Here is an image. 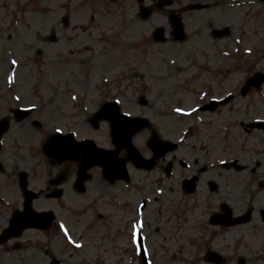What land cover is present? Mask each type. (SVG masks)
<instances>
[{"label":"flooded vegetation","instance_id":"af4514ba","mask_svg":"<svg viewBox=\"0 0 264 264\" xmlns=\"http://www.w3.org/2000/svg\"><path fill=\"white\" fill-rule=\"evenodd\" d=\"M68 1L63 0L60 25L64 29L58 36L56 26L49 23L50 0H0V259L6 256L13 264H54L55 260L57 264H70L72 257L83 251L75 243L87 236L94 238L97 231L105 228L98 223L104 222L109 237L108 258L104 257V262L96 256L90 263L86 262L89 258H84L82 264H145L141 250L145 251L149 264H164V260L179 264V255L189 249L188 264H215L216 257L207 253L218 255L220 264H264V130L248 127L264 121V116L256 113L259 109L264 111V83L242 94L247 79L257 71L244 72L241 56L229 60L223 56L226 41L219 34L221 21L209 15L218 16L226 0H197L209 7L188 12H181L186 5L184 0H169V6L161 9H157L159 0H102L123 6L114 8L117 14L123 11L128 18L134 15L132 21L149 23L150 29L139 45L179 46L188 41L201 43L203 37L213 50L198 67L205 76L197 74L195 111L187 118L178 115L174 121L176 124L185 121L181 124L189 128L182 135L178 131L176 137L167 139L175 144L174 150L160 156L149 149L148 141L152 134L158 133L151 125L132 137L139 157L153 160L151 170L141 168L142 162L132 153L130 157L136 164L129 162L127 152L120 150L121 157L125 154L127 177L117 179L113 174L110 182L98 168H92L81 193L75 190L78 164L59 161L42 151L43 144L56 133L54 128L63 135L72 133L75 141L87 140L99 148H113L111 126L106 120H100L92 128L77 117L68 121L65 114L60 126L44 118L52 110H47V102L41 98L45 93L38 87L40 80L49 79L39 71L44 63L41 53L53 46L49 51L52 55L55 47H64L59 55H53L55 64H66L67 57L76 62L81 53L69 48L78 35L68 32L72 26L63 24V18L69 20L70 13L79 11L75 7L77 3L68 4ZM140 6L152 9L147 19L140 17ZM89 10L91 14H102ZM129 11H133L130 16ZM194 12L205 13L206 24L199 23ZM173 16L182 22L185 35L182 41L175 40L169 27ZM155 17L159 21L156 27ZM159 27L164 28V40H158L155 28ZM80 28L83 30L84 26ZM44 64L52 68L51 62ZM259 64L254 59L251 69ZM21 68L27 71L19 72ZM62 68L57 65L53 70ZM20 77L37 79V85L19 88L16 81ZM45 88L57 93V89ZM53 100L51 97L50 102ZM222 100L226 102L220 103ZM138 116L147 118L143 114ZM218 117L224 118L217 123L218 130L205 136L196 135L195 128H213ZM189 119L194 122L186 121ZM151 121L155 123V119ZM85 126L86 133L81 135ZM168 167L170 174L166 175ZM151 178L148 187L146 180ZM238 178L240 182L234 183ZM88 181H94L100 190L91 200L84 201L89 192ZM156 187L162 194L151 200L149 192H154ZM169 193L173 197L174 222L180 219L183 226H198L190 235L179 236L182 241L176 251L166 247L169 239L159 234L158 227L154 228V239L150 236L151 223L147 220L150 204H157ZM104 196L107 202L102 201ZM156 212L162 218V211ZM34 214L53 218L50 221L42 218L39 222L42 228L14 231L11 225L14 216L26 218ZM89 215L94 221L83 223Z\"/></svg>","mask_w":264,"mask_h":264},{"label":"rangeland","instance_id":"374dc122","mask_svg":"<svg viewBox=\"0 0 264 264\" xmlns=\"http://www.w3.org/2000/svg\"><path fill=\"white\" fill-rule=\"evenodd\" d=\"M70 3H77L75 7L79 12L69 14V25L72 28L68 32L78 35L74 41L69 43V48L78 49L81 53L78 55L79 60L75 63H70L71 61L67 57L66 64H55L53 57L54 54L59 55L64 47H55L52 50V55H49V51L53 46L41 53L40 59L44 63H52V68L46 67L44 63L39 68V71L49 78L40 80L38 84V87L42 88L45 93L41 98L47 102V110H52L51 114L44 118L51 120L57 126H60L63 114L66 115L68 121L75 120V117L78 121H84L87 117L84 113L92 112L101 101L113 99L127 113L143 114L155 119V124L164 137L174 138L178 131H184L186 128L181 123L187 122L176 124L174 121L180 114L187 118L189 113L193 112L196 104L195 93L199 85L197 74L199 72L202 77L205 76L203 70L198 67L213 50V47L206 45L203 37H201V43L188 41L179 46L139 45L141 38L149 31L150 26L149 23L142 24L139 21H132L135 19L134 15H131L133 11H129V16H131L128 18V14H123V11H121L122 14H117L118 12L104 14V11L111 10L114 5L102 0H70L68 4ZM33 4L36 8L40 7ZM62 4L63 0H50L49 23L56 26L55 34L58 36L64 29L60 25ZM29 5V3L26 4V7L28 8ZM131 5L134 7L133 2ZM89 9H95L102 15L91 14ZM192 14L197 16L199 23L206 24L205 13ZM92 15L94 20L90 23ZM211 15H209L210 18L216 19L217 22L221 21L222 26H228L230 29V35L226 39V43L223 44V48L227 52L225 57L229 60L233 55H240L242 56V62H240L242 70L244 72L252 70V65L248 63L255 56V52L260 51L259 57H264V0H227V5L220 9L218 16ZM158 23V18L155 17L153 25ZM80 26H84V29L82 30ZM36 29L44 31L39 26H36ZM110 36L114 39H110ZM57 65L63 68L53 70ZM262 66L264 67V59L260 62L259 68L264 69ZM22 71L27 70L21 68L19 72ZM29 71L35 72L36 70L29 69ZM193 77L196 78L193 79ZM36 82H38L37 79L24 80L20 77L16 81V85L21 88L27 87L29 84L32 86L34 83L37 85ZM44 83H48L47 86L42 85ZM45 87L57 89V93H51ZM51 97H54L55 100L50 102ZM176 109H180V111L178 112ZM155 110H158L157 114H155ZM256 113L264 116V111L261 109ZM199 116L203 119L202 115ZM222 120H224L223 117H218L216 122H213V128L199 126L194 131L197 136L200 133L203 134L202 136L208 135L214 129L218 130L217 123H221ZM186 121L194 122L193 119ZM220 129L222 130V127ZM85 133L86 127L81 130L80 134L84 135ZM151 181L152 178L146 180L148 187ZM239 182L240 178L234 179V183L238 184ZM99 190L95 186V182L92 181L84 201L91 200ZM170 193L165 195V191V196L161 197L157 204L152 203L147 212V220L151 223L150 236L154 239L156 236L154 228L158 227L159 234L169 239L166 247L168 249L172 247L176 251L182 241L179 236L187 233L190 235L195 230L194 227L197 229L198 226L197 224L183 226V220L180 219L174 222L171 215L174 208L173 197ZM153 195L155 192L149 197L152 198ZM107 199L104 196L102 201L107 202ZM158 209L162 211V218H159L160 215L156 212ZM90 221H94V219L89 215L83 220V223ZM98 224H102L105 228L102 231H97L94 238L87 236L81 241L84 250L74 255L70 264H82L85 261L84 258H89L86 262L90 263L96 256L102 257L104 262L105 258H108L107 225L104 222ZM202 225L206 226L204 223ZM77 231H80V227L77 228ZM78 245L82 247L80 244ZM189 253L190 249L183 254L179 252V264H188ZM162 258L164 259V257ZM0 264L13 263L5 256L2 260L0 259ZM164 264H169V262L164 260Z\"/></svg>","mask_w":264,"mask_h":264},{"label":"snow or ice","instance_id":"6c2138e0","mask_svg":"<svg viewBox=\"0 0 264 264\" xmlns=\"http://www.w3.org/2000/svg\"><path fill=\"white\" fill-rule=\"evenodd\" d=\"M176 111H178V112H179V111H180V109H176ZM77 247H79V245H77Z\"/></svg>","mask_w":264,"mask_h":264},{"label":"water","instance_id":"95a60500","mask_svg":"<svg viewBox=\"0 0 264 264\" xmlns=\"http://www.w3.org/2000/svg\"><path fill=\"white\" fill-rule=\"evenodd\" d=\"M194 8H199V6H193Z\"/></svg>","mask_w":264,"mask_h":264}]
</instances>
